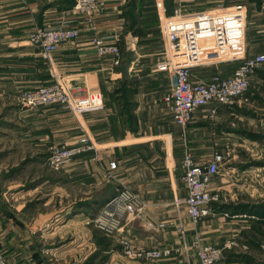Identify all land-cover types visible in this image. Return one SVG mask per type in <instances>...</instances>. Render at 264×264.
I'll return each instance as SVG.
<instances>
[{
  "label": "crops",
  "instance_id": "0c3cea01",
  "mask_svg": "<svg viewBox=\"0 0 264 264\" xmlns=\"http://www.w3.org/2000/svg\"><path fill=\"white\" fill-rule=\"evenodd\" d=\"M145 1L106 0L104 11L97 15L95 30H82L77 38L61 43L47 56L28 37L36 27L54 26L62 16L71 14L72 0H0V248L10 264H59L56 259L66 249H58V245L64 243L52 247L55 241L47 245L45 238L59 236L60 231L75 223L72 219L83 224L123 187L138 192L141 199V218H130L124 226L137 248H175L151 264H199L195 248L188 253L178 249L181 234L173 200L177 194L186 195L181 180L185 142L189 138L194 157H206L202 160L205 162L215 152H223L224 144L234 138L230 135H246L245 129L231 126L246 113L238 103L218 107L215 117L208 116V107H200L183 137L184 130L175 123L164 100L172 80L169 82L168 72L156 69L162 50L158 24L164 2L157 0L158 22L154 30H148L152 26L145 22ZM183 1L177 0L176 6L185 5ZM132 12L136 21L132 20ZM113 34L121 48L132 53L129 57L122 51V62L116 67L110 57L99 56L93 41ZM156 43V49H149ZM217 65L193 71L198 78H210L215 70L230 75L239 61ZM61 78L74 98L100 90L104 104L69 112L59 104L29 108L18 103L23 89L52 84ZM208 118H214L216 125ZM84 132L94 147L76 156L71 166L56 172L52 180L48 167L43 166L49 149L73 143ZM113 161L115 168L111 167ZM66 171L72 178L67 188ZM49 181L55 182L57 192L51 210L50 199L39 203L35 199L37 191ZM207 219L210 221L203 218L197 228L189 227L188 241L199 231L215 242L223 240L220 244L224 246L234 241L229 238L233 234L220 226L204 230ZM183 220L189 224L185 213ZM161 222L164 226L158 227ZM81 226L79 231H87L84 235L92 241V252L97 245L91 229ZM78 245L72 252L87 255L84 246ZM105 245L110 248L105 252L114 254L108 264H129L114 241ZM226 248L236 250L235 245ZM136 261L133 263L145 264Z\"/></svg>",
  "mask_w": 264,
  "mask_h": 264
},
{
  "label": "built area",
  "instance_id": "2783aa9c",
  "mask_svg": "<svg viewBox=\"0 0 264 264\" xmlns=\"http://www.w3.org/2000/svg\"><path fill=\"white\" fill-rule=\"evenodd\" d=\"M72 1L71 14L62 16L54 26L36 27L28 37V41L40 47L47 56L55 52L61 43L77 38L82 30H95L97 15L104 11L106 0ZM184 6L177 5L171 14L166 13L164 6L159 20L162 50L156 62V69L168 72L171 77V87L165 93L164 100L170 106L175 123L182 128L188 126L200 107H208V116L215 117L218 107L237 103L240 96L246 93L253 74L264 66V52L248 54L244 7H216L187 12ZM118 40L116 34L93 39L99 56L110 57L113 67L119 66L123 58ZM227 61H239L230 75L215 70L210 78H198L193 71L196 67L214 66ZM18 101L29 108L60 103L72 111L81 112L102 106L104 94L97 90L85 97L74 98L70 87L61 78L52 84L23 89ZM89 140L85 136L75 144L55 145L48 159L49 165L54 169L64 167L75 156L93 148ZM225 159L224 152H215L205 162L196 163L190 151H186L183 158L181 180L186 195L177 194L173 200L178 217L177 229L181 234L178 249L188 253L195 248L199 264H218L225 247L235 244V241L225 246L205 242L199 232L194 234L191 241L187 239L189 227L197 228L204 216L211 213L210 204L219 197L214 190V179ZM111 167H116L115 161L111 162ZM135 198L137 196L128 189L118 191L103 204L94 221L111 231L116 227L115 223L120 225L121 219H117L125 216L130 202ZM184 213L189 217V224L183 220ZM118 239L125 254L136 259L154 261L175 250L171 246L137 248L126 235ZM0 264H10L1 248Z\"/></svg>",
  "mask_w": 264,
  "mask_h": 264
},
{
  "label": "rangeland",
  "instance_id": "374dc122",
  "mask_svg": "<svg viewBox=\"0 0 264 264\" xmlns=\"http://www.w3.org/2000/svg\"><path fill=\"white\" fill-rule=\"evenodd\" d=\"M163 2L164 6H167L166 1L163 0ZM174 2H172L171 5L173 10L174 6H176V3L174 4ZM184 3V10L187 12L212 9L216 7H244L246 9V37L248 52H264V0H184L183 4ZM145 9L146 16L151 17V15L154 14V17L151 18L152 23L150 22L152 27L148 28V30H154L155 22H158V18L155 17V12H157V0H146ZM121 49L126 56H132L131 51L127 54V49H124V46ZM262 72H264V66L254 73L246 93L240 96L237 101L238 104L244 106L243 110L245 111L246 116L240 120L236 119V121L231 123V126L245 129L243 132H245L246 135H230L235 139L232 138L224 144L223 152L226 155V159L221 165L220 173L218 174L214 185L215 193L219 194V197L210 204L211 213L204 216V218L208 217L210 219V221H208V219L206 220L207 226L203 228L204 230L220 226L221 229H227L228 232H231L234 236L229 238H232V240L235 241L234 245L236 250H233L235 253L234 255H231L235 257L228 258V251L226 248L223 257L221 258L222 261H219L220 264H264V214H254L257 213L254 207L264 204V77H262ZM170 79L171 77L168 78L169 82ZM168 88H170V86ZM56 104L63 106L64 109L69 112H73L63 104ZM242 113L241 116H244V112ZM208 119L212 125H216V120H214V118ZM181 129L184 130L183 137L185 138V128L181 127ZM85 136H88L87 132L82 133L78 139L70 144H75L80 137ZM188 139L185 142L187 146L184 147V155L186 151H190L194 156V152L190 147ZM88 142L90 146L94 147L91 140ZM49 150L48 155L50 157L52 150ZM205 158L206 157H201L196 159V157H194V160L196 163H202V160ZM70 164L71 162L60 169H54L49 165V161L47 160L43 163V166L46 165L48 167L49 175L54 177L52 180H55V177L57 176L56 172L63 168L68 169L71 166ZM67 174H69L68 171H66V174L64 175L66 188L67 186H71L67 185L68 182H72V178ZM123 189L130 190L137 196V198L130 202V209H128L125 216L117 219L118 221L121 219L120 225L115 223L116 227L112 228L111 231H107L104 226L100 225L97 221H94L102 210V205L92 217L89 216L90 218L88 217L84 220L83 224L72 219L75 223L71 226L65 227L63 231H60L58 234L59 236L50 235L45 238L47 245L49 242L55 241L52 247H56L55 244H57V242H59L58 244L64 243L62 246L58 245V249L66 250H63L64 253L59 254V259L55 258L56 262L59 264H78L75 263V261H80L83 262L82 264H108V261L114 256V254L110 256L109 253L105 252V250L110 251V248H108L109 246H106L105 244L110 245L112 241H114L116 245L121 247L125 254L124 248L118 239V237L123 235L128 236V238L131 239L132 244L137 247L132 239L133 236L128 233V229L124 226H128L130 218L132 220L136 217L141 218L139 215L140 211L138 212L141 199L138 192L131 188L123 187L120 190ZM37 192L39 194L35 195L37 197L35 199H39L37 200L38 203L47 199L51 200L49 205V209L51 210L53 208L52 204L54 200H56L57 192L55 182L49 181L44 183L42 189H39ZM66 192H68V190H66ZM247 207L250 210H246ZM131 208L134 209V211H132ZM237 209L246 210V213H244V211L235 213V210ZM162 223L163 222L159 223L158 227H161ZM80 224L86 226L87 230L88 227L91 229V237L95 241L94 244L97 245L92 252L89 251L94 247L89 248L92 241L90 243L88 236H85L87 231L85 232L83 229L79 231V228L82 227ZM79 232L80 235H78ZM202 233L203 232H201L200 235L202 238L203 236L205 237V239H202L205 242L220 244L223 241L220 240V242H215L214 240H211L210 237H207L206 233L203 235ZM78 244L84 246L88 252L87 255H79L78 253L72 252L75 250V247L79 246ZM234 245L229 248H233ZM115 247L118 248L117 246ZM125 255L129 259V264H137L133 263L137 262L136 260L144 261L145 264L153 263L151 260H146L144 258L136 259L127 254Z\"/></svg>",
  "mask_w": 264,
  "mask_h": 264
},
{
  "label": "trees",
  "instance_id": "16d2710c",
  "mask_svg": "<svg viewBox=\"0 0 264 264\" xmlns=\"http://www.w3.org/2000/svg\"><path fill=\"white\" fill-rule=\"evenodd\" d=\"M166 1V5L167 6H165L166 7V9H167V11H168V14H171L172 13V11H173V9H172V2H174V1H176V0H165ZM142 2H143V0H142ZM176 2H174V4H175ZM72 4H73V1H72ZM171 6V7H170ZM169 7V8H168ZM139 15H141V11L139 12ZM132 16H133V18H132V20L133 21H136V20H134V13L132 12ZM154 17V14L153 15H151V17L150 16H146L145 17V22L146 23H152V19L151 18H153ZM155 17H157L158 18V12H155ZM148 27V26H147ZM149 28V27H148ZM158 29H159V27H158ZM160 32V31H159ZM160 38H161V35H160ZM161 45H162V40H161ZM158 46H157V43L154 45V46H152V44H151V46H150V48L149 49H152V50H154V49H156ZM262 73H264V72H262ZM113 95V94H112ZM132 120V117H130V119H129V121H131ZM130 127H131V125H130ZM255 209H256V212L257 213H254V214H256V215H259V213L260 214H264V204H262V205H258V206H256V207H254ZM246 210H250V209H248V207L246 208ZM246 210H242V209H237V210H235L236 212L235 213H238V212H242V211H244V213H246ZM234 213V212H233ZM252 214V213H251ZM234 253L235 252H233V250H228V258H232V257H235V256H231V255H234Z\"/></svg>",
  "mask_w": 264,
  "mask_h": 264
}]
</instances>
